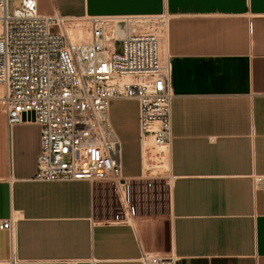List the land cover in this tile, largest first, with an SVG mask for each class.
Listing matches in <instances>:
<instances>
[{
  "label": "crops",
  "instance_id": "crops-1",
  "mask_svg": "<svg viewBox=\"0 0 264 264\" xmlns=\"http://www.w3.org/2000/svg\"><path fill=\"white\" fill-rule=\"evenodd\" d=\"M36 2L69 18L167 16L169 246L155 247L138 217L98 218L97 184L35 181L39 126L9 127L0 102V223L14 221L13 233L0 230V261L143 264L145 252L174 264H264V0Z\"/></svg>",
  "mask_w": 264,
  "mask_h": 264
},
{
  "label": "built area",
  "instance_id": "built-area-1",
  "mask_svg": "<svg viewBox=\"0 0 264 264\" xmlns=\"http://www.w3.org/2000/svg\"><path fill=\"white\" fill-rule=\"evenodd\" d=\"M166 20L165 14L43 15L36 0H20L9 14L8 0H0V102L9 127L31 113L39 126L35 181L110 182L125 200L108 105L115 98L137 101L142 152L148 142L169 144L170 63L160 52ZM0 230L13 233V219ZM141 260L174 264L145 252Z\"/></svg>",
  "mask_w": 264,
  "mask_h": 264
},
{
  "label": "rangeland",
  "instance_id": "rangeland-1",
  "mask_svg": "<svg viewBox=\"0 0 264 264\" xmlns=\"http://www.w3.org/2000/svg\"><path fill=\"white\" fill-rule=\"evenodd\" d=\"M18 1L8 0L9 14L17 7ZM161 50L164 58L163 43ZM108 118L121 143L122 178L126 181L123 188L125 200L123 192L115 189L110 182L97 183L95 214L98 218L108 220L119 218L130 221L132 217L142 219L148 225L154 246L167 251L171 186L165 155L167 147L148 142L144 157L145 150L142 152L137 142L138 104L134 100L112 99L108 105ZM161 148H166V151ZM144 159L152 166L155 165L148 174L138 173V167H143ZM149 256L152 255L149 253Z\"/></svg>",
  "mask_w": 264,
  "mask_h": 264
},
{
  "label": "bare ground",
  "instance_id": "bare-ground-1",
  "mask_svg": "<svg viewBox=\"0 0 264 264\" xmlns=\"http://www.w3.org/2000/svg\"><path fill=\"white\" fill-rule=\"evenodd\" d=\"M1 87V86H0ZM0 93H2V88H0ZM166 147V146H165ZM161 149H164V148H161ZM166 149V148H165ZM164 149V150H165ZM168 149V148H167ZM166 149V150H167ZM164 150H163V152H164ZM165 150V151H166ZM159 154H160V152H159ZM165 155L167 156V152L165 153ZM147 156H149V155H147ZM158 156V155H157ZM144 157H146V150L144 151ZM148 158H150V157H148ZM157 158V157H156ZM163 158V157H162ZM150 162H147L145 159H144V162H143V173H147L148 174V172L149 171H151L152 172V169H153V167L155 166H152L151 165V163L149 164ZM167 163V162H166ZM146 175V174H145ZM144 176V175H143Z\"/></svg>",
  "mask_w": 264,
  "mask_h": 264
},
{
  "label": "water",
  "instance_id": "water-1",
  "mask_svg": "<svg viewBox=\"0 0 264 264\" xmlns=\"http://www.w3.org/2000/svg\"><path fill=\"white\" fill-rule=\"evenodd\" d=\"M25 118L27 119V121H34V116L33 114H28L27 116L23 115L22 121H25Z\"/></svg>",
  "mask_w": 264,
  "mask_h": 264
}]
</instances>
